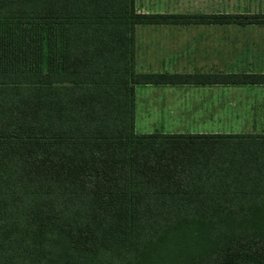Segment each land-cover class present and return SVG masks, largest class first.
Wrapping results in <instances>:
<instances>
[{"label": "trees", "instance_id": "obj_1", "mask_svg": "<svg viewBox=\"0 0 264 264\" xmlns=\"http://www.w3.org/2000/svg\"><path fill=\"white\" fill-rule=\"evenodd\" d=\"M264 15L136 13L132 0H0V264H264V132L136 133L133 27Z\"/></svg>", "mask_w": 264, "mask_h": 264}, {"label": "crops", "instance_id": "obj_2", "mask_svg": "<svg viewBox=\"0 0 264 264\" xmlns=\"http://www.w3.org/2000/svg\"><path fill=\"white\" fill-rule=\"evenodd\" d=\"M132 4L136 13L145 14L264 15V0H132ZM133 60L136 73H264V22L137 24L133 27ZM137 86H142L139 97ZM236 91L240 97L226 99V103L214 98L216 93ZM133 97L134 132L138 102L147 117L184 118L190 124L214 118L217 110L236 109L239 102L248 104L241 109L258 111L250 113V118L264 119V85L134 84Z\"/></svg>", "mask_w": 264, "mask_h": 264}, {"label": "rangeland", "instance_id": "obj_3", "mask_svg": "<svg viewBox=\"0 0 264 264\" xmlns=\"http://www.w3.org/2000/svg\"><path fill=\"white\" fill-rule=\"evenodd\" d=\"M142 86H137V96L139 97L142 92L140 88ZM238 91L230 93H216L214 98L221 99L226 103V99H236L240 97ZM255 94V93H254ZM256 95V94H255ZM249 97L255 98L252 93L248 94ZM244 102L237 103L236 109H223L217 110L216 116L210 120H205L204 122L190 124L184 118L181 121L169 119L164 115H155L147 117L144 115L146 112L141 105L136 107L135 111V131L140 133H150V132H197L200 130H205L207 132L215 133H258L264 132V119L261 118H250V113H257V110H244L241 109L247 106ZM145 112V113H144ZM248 112V114H247ZM261 112V111H259ZM263 113V112H262ZM246 114L248 117H246ZM264 115V113H263ZM262 116V114H261ZM185 121V122H184ZM189 124H187V123ZM202 128V129H201Z\"/></svg>", "mask_w": 264, "mask_h": 264}]
</instances>
